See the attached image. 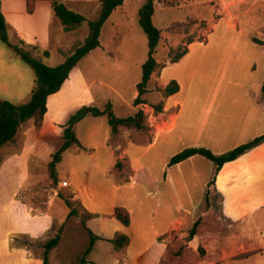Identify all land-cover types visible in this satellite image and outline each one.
<instances>
[{"label": "crops", "instance_id": "obj_1", "mask_svg": "<svg viewBox=\"0 0 264 264\" xmlns=\"http://www.w3.org/2000/svg\"><path fill=\"white\" fill-rule=\"evenodd\" d=\"M89 2L90 0H83L81 4L87 6ZM0 3L12 40L20 38L28 44L49 50L51 56L55 54L59 57L57 65L72 53L73 48L66 49L64 45L68 41L67 35L77 29L65 31L51 0H37L31 13L27 10L26 0H0ZM68 6L71 7L70 4ZM122 9H125L124 3L115 12ZM69 37L74 36L71 34ZM2 43L0 100L25 102L30 99L34 86L33 70L7 44ZM100 47L106 53L102 57L110 60V46L101 42ZM94 51L95 49L88 55ZM81 63L82 60L72 69L61 89L49 96L42 127L36 128L27 121L26 130L21 134L19 150L5 157L9 159L4 163L3 169L6 164L12 163H23L26 167L14 195L0 212L1 215L14 202L19 205L22 214L11 215L4 222L9 225L0 227L1 252L6 255V264H43L42 260L28 255V251L23 248L11 250L10 237L15 233H44L51 227L54 213L47 210L36 213L23 199L18 200L16 193L26 178L31 177L28 170L31 157L40 138L46 135L57 139L47 154L39 153L45 159L47 180L52 183L48 165L52 154L63 142V126L80 107L96 106L97 95L91 94V85L86 83ZM174 63L165 66L163 77H167ZM263 82L264 71L256 79L255 86L240 90L216 89L208 103L195 106L184 116L181 107L171 115L170 123L161 130L152 132L150 136L142 135L141 132L133 135V129L126 128L115 136L105 116L89 115L76 125L77 136L85 149H68L64 152L58 166L59 181L51 188L53 193L50 194V201H58L56 203L62 207L61 215L64 219L70 212L66 198L77 202L81 211L93 214L86 221V226L100 238L94 243L88 255L89 262L85 264H162L168 254L176 253L171 242L190 230L204 215L201 209L205 205V195L209 189L221 194L220 212L225 221L234 226L237 223L255 224V217L264 208V142L226 162L216 175L215 163L200 154L173 165H170V160L189 147H204L215 154H223L263 135ZM164 83L167 84L168 81L165 79ZM137 96L136 90L133 100ZM70 108L73 110L68 112ZM164 110H168L167 104ZM96 123L102 126L98 134L93 133L90 128H84V125ZM34 129L38 134L34 140H30ZM38 177L39 175H35L31 185ZM213 178L214 184L209 186ZM64 180L70 186L60 188L59 184ZM55 189H58V194L54 193ZM63 190L68 191V196L62 194ZM117 207L129 211L128 226L115 216ZM76 221L80 223V220ZM121 233L129 236V244L115 249L110 240ZM242 233L245 236L238 235V239H248L245 228ZM197 237L198 235L195 238Z\"/></svg>", "mask_w": 264, "mask_h": 264}, {"label": "rangeland", "instance_id": "obj_2", "mask_svg": "<svg viewBox=\"0 0 264 264\" xmlns=\"http://www.w3.org/2000/svg\"><path fill=\"white\" fill-rule=\"evenodd\" d=\"M69 1L66 4H70V8L79 12L82 10L81 13L87 18H99L100 0H90L87 6L81 4L83 0ZM146 1L125 0V9L114 11L105 22L100 40L110 46V60L102 57L106 53L99 46L81 63L86 83L91 85V94L97 95L96 106L102 108L111 103L114 113L120 117L136 114L144 104L135 105L133 96L142 79V66L149 55L148 38L139 23L138 13ZM155 3L157 9L153 22L162 30V39L154 54L158 66L148 83V93L143 96L148 105L142 119L145 128L133 129V135L141 132L142 135L150 136L152 132L161 130L181 107L183 116L189 114L188 111L195 106L208 103L216 89L240 90L255 86L256 79L264 71V46L254 41V38L264 40V0H155ZM89 31L87 23L77 31H72L67 35L68 41L64 47L74 50ZM71 34L74 37H69ZM0 44H3L2 41ZM184 50L188 53L177 59V55ZM174 59L177 62L171 66L167 77H163L165 66ZM58 61L59 57L55 54L47 60L52 66L57 65ZM165 79L167 84L164 83ZM172 80L179 82L181 90L165 100L168 97L165 88ZM165 104L168 106L167 111L164 110ZM158 105H162V111L157 110ZM28 122L35 126L32 119ZM26 127L25 122L18 137L0 149V212L14 195L25 174L23 163L6 164L4 169L3 165L9 159L5 157L19 150L21 134H24ZM84 128H90L95 134L102 130L98 123L84 125ZM37 134L38 131L34 129L30 140H34ZM184 135L187 136V133ZM55 140L49 135L40 138L28 167L31 177L26 178L16 193L18 200L23 199L36 213L46 210L51 214L53 212L54 221L47 231L39 235L12 234L10 249L23 248L28 251V255L42 260L43 245L61 232V244L49 255L50 264H61L63 257L68 261L72 259L65 246L72 241L75 227H69V223L63 225L62 207L56 203L58 201H50V194L53 193L51 188L55 184L47 180L45 159L39 155L47 154L51 146L55 145ZM35 175L39 177L31 185ZM62 194L68 196V191L63 190ZM208 197L209 206L205 204L201 209L204 215L201 217L198 237L189 242L190 230L176 237L171 242L176 253L168 254L162 264H264V208L255 217V224L237 223L234 226L221 216V196L211 190ZM15 214H20L19 205L12 202L0 215V227L9 225L4 222ZM75 220H80V217ZM62 225L65 226L63 231ZM243 228L247 230L248 239H238V235L245 236ZM1 249L0 242V264H6V255Z\"/></svg>", "mask_w": 264, "mask_h": 264}, {"label": "trees", "instance_id": "obj_3", "mask_svg": "<svg viewBox=\"0 0 264 264\" xmlns=\"http://www.w3.org/2000/svg\"><path fill=\"white\" fill-rule=\"evenodd\" d=\"M27 10L29 13L35 9L37 0H26ZM56 15L60 19L64 26L65 31H72L82 27L87 23L89 27V33L84 41L76 46L70 55H67L66 59L56 65H49L47 60L50 58L51 53L49 50H45L39 45H31L26 43L23 39L16 38L12 40L10 37L9 25L4 13L1 10L0 3V40L7 44L14 52L15 55L24 60L32 68L34 72V86L31 91V97L29 100L22 103H14L7 99L0 100V149L10 143H12L18 136L22 125L28 120L32 119L36 128H41L44 122V117L47 112V101L50 95L58 92L63 86L64 82L68 79L72 69L78 65V63L87 56L92 50L101 46V32L105 22L111 16V14L121 6L125 0H100L101 12L98 19H89L87 16L79 11L70 8L65 2L61 0H51ZM155 0H147L145 4L139 9V23L142 26L144 32L148 38L149 55L146 62L143 64L142 79L137 84L138 96L134 99L135 105L144 103L143 96L148 93V83L151 79L153 72L158 66L154 54L162 39V30L153 22V16L156 11ZM254 41L258 44H264V40L254 38ZM188 51L177 55V59L182 58ZM174 59L173 62H177ZM180 91V84L177 80H172L165 88L166 96L173 95ZM262 94L264 96V82L262 84ZM162 105L157 106L158 111H162ZM143 109L139 110L136 114L127 117L117 116L112 108V104L108 103L103 108L95 105H84L76 110L69 118L67 123L63 126L61 146L52 154V159L48 165L49 174L54 184L58 183V166L62 160L63 154L66 150L72 149L75 151L84 150L85 147L79 140L76 132V125L85 117L92 116H105L108 119L113 135H117L121 129H143L145 128L143 119ZM264 142V134L250 140L247 143L241 144L236 148L227 151L223 154H215L212 150L204 147H189L175 154L171 160L170 165L180 163L194 155L200 154L211 159L215 163V175L220 168L228 161H232L254 146ZM214 184V178L210 182L209 186ZM209 191L207 190L205 195V204L209 206ZM218 193V192H217ZM220 196L221 194L218 193ZM222 198V196H221ZM67 206L70 208V212L63 225L66 226L69 223V227L72 226L73 236H71V242L66 245V250L70 251L72 259L68 261L66 258H62L61 264H85L88 263V255L92 250V247L96 240L100 237L95 235L86 226V221L90 219L93 214L83 210L79 211L77 202L65 199ZM221 207V206H220ZM115 216L125 226L130 224V213L126 208L117 207ZM76 217H80V223L75 220ZM75 218V219H74ZM201 224V218L196 221L194 226L189 231L188 241L194 239L199 235V225ZM62 225L61 231L64 230ZM68 227V228H69ZM66 232V231H65ZM67 233V232H66ZM63 235L59 232L56 236L49 239L43 245L42 260L43 264H50V252L57 248ZM115 249H121L129 244V236L121 233L117 234L112 240H110ZM19 247V246H17Z\"/></svg>", "mask_w": 264, "mask_h": 264}, {"label": "built area", "instance_id": "obj_4", "mask_svg": "<svg viewBox=\"0 0 264 264\" xmlns=\"http://www.w3.org/2000/svg\"><path fill=\"white\" fill-rule=\"evenodd\" d=\"M147 107H148L147 103H145V104L142 105V109H143L144 112L146 111ZM153 110H154V109H153ZM59 186H60V188H67V187L70 186V184L68 183V181L64 180V181H62V182L59 184ZM54 193H55V194H58V189H55V190H54Z\"/></svg>", "mask_w": 264, "mask_h": 264}]
</instances>
